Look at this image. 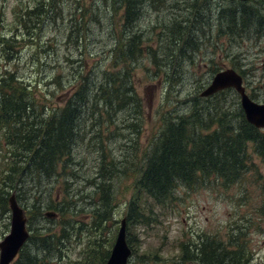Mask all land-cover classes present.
I'll return each mask as SVG.
<instances>
[{"label": "rangeland", "instance_id": "obj_1", "mask_svg": "<svg viewBox=\"0 0 264 264\" xmlns=\"http://www.w3.org/2000/svg\"><path fill=\"white\" fill-rule=\"evenodd\" d=\"M38 1L40 0H0V75L4 71L13 72L17 80L14 85L20 86L22 82L28 90L35 93L39 103H46L50 108L59 107L71 97L72 85L78 83V81L74 83L76 66L82 63L78 38L70 31L71 25L75 23L73 16L76 13V6L84 5L92 9V12L87 11V16L88 13L90 16L98 13L104 21L103 26L100 27L94 19L89 20V16L87 17L93 33L88 35L90 49L96 46L97 50L105 45H108L107 48L119 49L127 42L130 33L128 31L134 24L125 23L123 16L125 6L122 0H108V6L100 0H79V4L77 0H55L56 4L63 7L62 15H56L51 11L38 19L34 14L27 16L26 9L35 8ZM227 1L229 0H144L135 27L144 32L142 46L145 48V56L137 60L139 68L131 77L138 96L143 100V117L146 120L138 128L141 135L133 140L140 144L138 149H130L132 145L130 130L124 128V124L120 126L119 122L110 121L101 124L106 131H118L117 139L109 143L112 156L119 168L125 167L123 166L125 159H127L126 167L131 166L157 135L162 125L160 122L162 109H169L172 104L174 106L178 103L179 99L201 92L217 72L226 68L236 69L237 60L234 59V53L242 54L238 57L241 59L240 66L250 68L245 77L248 93L250 95L253 93L252 98L256 101H264V36L236 43L231 55L228 56L223 51L228 48L226 36L221 40L215 39L220 46L211 47L209 41L207 44L204 43L205 38L210 36L204 27L199 29L200 36H195L201 42L194 55L189 56L191 43L187 44L177 67L172 65L168 69L169 74L178 77L181 82L172 88L167 86L165 89L164 85L156 86L145 82L149 74L143 68L151 63L153 54L150 53V48L155 50L158 47L159 24L162 27L167 25L169 28L166 30L165 27L163 30L166 31V37L162 41L164 46L159 50L158 55L177 56L168 34L171 35L176 25H185L183 20L190 16L185 6L194 3L196 10L208 6L214 15L216 7L227 6ZM249 4L257 9L262 8L260 12L264 15V0H251ZM181 13V20L177 23ZM171 14L173 16L170 18ZM20 20L29 21L32 26L29 32L34 33L33 38L21 40L23 36L27 37L28 30L20 31ZM41 21H43L42 27L33 28ZM21 32L25 33L18 37L12 36ZM211 34L216 36L214 32ZM173 38L171 37V41ZM6 42L14 45L15 51L11 49L12 53H9ZM15 42H19V45ZM114 52L118 53L117 50ZM99 59L98 56L87 58L89 70ZM112 60L113 55L109 61ZM119 67L118 64L115 69ZM155 69L157 67L153 66V70ZM161 75H165L164 71ZM140 81L142 82L139 83ZM236 96L237 92L233 89L224 92L222 98L230 106L237 105L238 101L240 103V97ZM123 113L127 115V112ZM91 128L88 126L87 130L91 131ZM2 133L0 129V241L11 229L8 199L14 188L5 178L9 172H14L13 168L17 172L20 165L16 163L15 158H12L14 156L12 147L1 136ZM86 149L90 148L81 146V149L77 150V159L80 161L77 170L79 176L77 179H71L74 180L73 182H66L67 175L62 174L59 179L47 180L42 187H36L26 176L28 184L26 183L24 190L16 191L20 204L28 211L29 208L32 210L30 213L27 211L30 216L34 214L33 224H30L32 229L37 227L42 231L41 227L47 226L52 233H59L64 221H69L70 224L69 237L57 242L56 244L59 245L57 249L45 252L37 264H105V259L110 255L115 244L121 221L126 217L127 203L134 194L135 178L139 173L131 170V167L127 171H117L113 168L112 190L115 195L111 202L113 206L111 215L98 228L92 224L88 231L84 225H89L94 219L97 196L95 189L87 182H89L88 178L96 175L98 156L89 153ZM249 150L255 166L245 173L243 179L232 185L224 186L220 179L212 177L190 186L180 184L173 193L174 197L165 198L160 203L149 199L152 205H156L154 220L147 225L131 223L128 226L127 224V239L132 248L129 264H205L202 263V255L199 253H196L199 260L183 261L181 257L184 243L202 241L207 237H214L225 243L231 242L243 248L246 261L244 260L242 264H264V163L259 155L252 149ZM4 156L10 159L4 160ZM16 176L17 173L14 177ZM70 184H74L73 191H67ZM75 193L77 195H74ZM39 194L41 196L37 198L44 204L42 212L47 210L57 212L54 219L48 220L46 217L35 215L37 210L32 207V203L35 200L34 195ZM63 202H69L65 205L64 214L57 208L58 205L62 206ZM230 235H233L231 240ZM29 250L34 253V248ZM210 255L211 253L207 255L208 258ZM18 259L19 256L12 264H16ZM207 264L211 263L207 262Z\"/></svg>", "mask_w": 264, "mask_h": 264}, {"label": "trees", "instance_id": "obj_2", "mask_svg": "<svg viewBox=\"0 0 264 264\" xmlns=\"http://www.w3.org/2000/svg\"><path fill=\"white\" fill-rule=\"evenodd\" d=\"M77 1L79 4V0ZM100 1L108 6V0ZM249 1H227V6L216 7L214 15L208 6L197 10L194 3L185 6L190 15L183 20L185 25H176L171 35L168 34L177 56L158 55L159 50L164 46L162 41L166 37V31L163 30L165 27L166 30L169 28L167 25L162 27L159 24L158 47L155 50L150 48V53L153 54L151 63L143 68L149 74L145 82L156 86L164 85V89L167 86L172 88L181 82L178 77L170 75L168 69L172 65L177 67L187 44L191 43L189 56L194 55L201 42L195 36H200L199 29L204 27L210 35L205 38L204 43L207 44L209 41L211 47L220 46L215 39L221 40L226 36L228 48L223 51L228 56L231 55L236 43L264 36V15L260 12L263 9L260 7L257 9L249 4ZM122 2L125 6L124 21L134 26L128 31L130 33L127 42L119 49L107 48L108 45L97 50L96 46L90 49L88 35L93 33L89 20L94 19L100 27L103 26L104 21L98 13L92 16L88 13L89 20H87V11L92 12V9L84 5L76 6V13L73 16L75 23L71 25L70 31L78 38L82 63L76 66L74 83L77 81L78 83L72 85L70 90L72 95L63 106L50 108L46 103H39L35 93L28 90L25 84L20 82V86L14 85L17 80L11 71H4L0 75V129L3 132L1 136L12 147L16 163H20L17 172L13 169L14 172H9L6 176V182L12 188L21 191L28 184V177L36 187H42L47 180L59 179L62 174L67 175L66 182H73L74 180L71 179H77L79 176L77 170L80 161L77 159V150L81 149V146H88L90 149L86 150L98 156L96 175L88 178L89 182H87L95 189L97 196L94 219L89 225H84L88 231L92 224L98 228L111 215L113 207L111 202L115 195L112 190L113 168L117 171H127L131 167V170L139 173L135 178L134 194L127 203L125 216L129 226L131 223L150 224L156 214V205H152L149 199L160 203L165 198L174 197L173 193L180 184L190 186L212 177L220 179L224 186L240 181L245 173L255 166L249 149L259 155L264 163V132L247 121L239 101L237 105L229 106L222 98L224 92L233 90L228 88L206 98L201 97L198 92L193 96L179 99L178 103L174 106L172 104L169 109H162L160 119L162 125L157 135L131 166L126 167L127 159L123 165L125 167L117 166L109 142L117 139L118 131H106L101 124L105 121L119 122L120 126L124 124V128L130 130L132 142L130 149H138L140 144L133 140L141 135L138 128L146 121L143 117V100L138 96L135 84L131 80L135 70L139 68L137 60L145 56V48L142 46L144 32L135 27L144 0H122ZM29 9L31 10L26 9V15L34 14L38 19L51 11L56 15H62L63 7L56 4L55 0H40L35 8ZM172 14L174 15V10ZM181 16L182 13L177 23L180 22ZM42 23L43 21L33 28L42 27ZM20 25V31L28 30L27 37L23 36L21 40L34 37V33L29 32L32 26L28 20H20ZM212 32L216 36L212 35ZM23 33L25 32L12 36L18 37ZM171 37H174L172 41ZM15 43L19 45V42ZM6 49L9 53H12L11 49L15 51L14 45H9L7 42ZM235 54L237 53H234V59L237 60L235 68L241 70L240 72L246 77L250 68L240 66L241 59L238 57L242 54ZM112 55L113 60L110 62ZM95 56L100 59L96 64L91 65L89 70L87 58ZM118 64L120 67L115 69ZM153 66L157 69L153 70ZM162 71L165 75H161ZM253 95L252 93L251 97ZM236 97L239 98L238 94ZM180 108L185 109H182L184 110L182 112ZM123 112H127V115ZM88 126L92 127L91 131L87 130ZM15 173H17L16 177H14ZM73 185L70 184L67 191H73ZM40 196L41 194L34 195L32 207L37 210L35 215L44 217L45 212H42L44 204L37 198ZM68 203L63 202L62 206L58 205V211L64 214L65 205ZM30 211L32 212L29 208L28 212ZM33 216L34 214L31 216L29 214V228L32 233L20 250L16 264H37L45 252L57 249L59 245L56 243L70 235L69 221H64L59 233H52L47 226L41 227L42 231L37 227L32 229ZM46 218L52 220L50 216ZM42 235L43 237H37ZM232 236L230 235V240ZM182 246L183 261L199 260L196 253L202 255L201 261L205 264L207 262L242 264L244 260L246 261L243 248L231 242L218 241L214 237L187 242ZM30 248H34L33 254ZM209 253L211 255L208 258Z\"/></svg>", "mask_w": 264, "mask_h": 264}, {"label": "water", "instance_id": "obj_3", "mask_svg": "<svg viewBox=\"0 0 264 264\" xmlns=\"http://www.w3.org/2000/svg\"><path fill=\"white\" fill-rule=\"evenodd\" d=\"M245 1V0H243ZM234 88L240 96L241 107L246 119L258 128L264 129V102L254 100L247 92L244 77L234 68H226L217 72L208 86L200 93L202 97H210L220 90ZM12 210L10 233L0 241V264H11L28 240L27 217L24 208L18 203L15 193L9 198ZM54 216V212H47ZM132 248L127 241V219H122L121 226L106 264H129Z\"/></svg>", "mask_w": 264, "mask_h": 264}]
</instances>
